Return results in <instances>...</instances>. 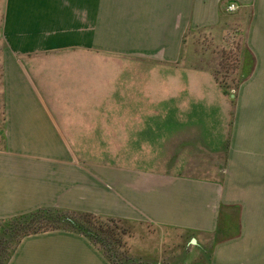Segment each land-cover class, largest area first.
<instances>
[{"label": "crops", "instance_id": "0c3cea01", "mask_svg": "<svg viewBox=\"0 0 264 264\" xmlns=\"http://www.w3.org/2000/svg\"><path fill=\"white\" fill-rule=\"evenodd\" d=\"M2 4L0 221L80 211L195 238L186 264H264V0ZM233 29L250 68L232 106L194 38L222 48ZM7 264L111 263L52 230Z\"/></svg>", "mask_w": 264, "mask_h": 264}, {"label": "rangeland", "instance_id": "374dc122", "mask_svg": "<svg viewBox=\"0 0 264 264\" xmlns=\"http://www.w3.org/2000/svg\"><path fill=\"white\" fill-rule=\"evenodd\" d=\"M3 0H0V18H1V8ZM234 29L226 32L224 46L221 48H215L211 46L212 44H208L206 39H201V37L197 36V39L194 38L196 43H199L196 47L194 46L195 50L200 53L204 54L207 59L212 58L213 62L208 63L206 65L208 69H210L211 73L214 75V79L216 83L224 90L225 97L229 98L230 95H234L233 98H230L231 104L233 106L234 102L238 97V85L239 83L248 75L250 63H245L243 61V53L244 48L240 46L241 42L239 40L238 35L234 34ZM210 43V42H209ZM3 44L0 39V54L2 53ZM190 47H187V55H194L190 53ZM208 51H212V55L208 53ZM191 65V64H188ZM198 65H202L201 63ZM194 66L197 64L194 63ZM206 80V79H205ZM1 81V79H0ZM209 85L208 88L210 89L207 93L209 100L217 103L219 98H221V94L215 90V87L212 84V80L208 79ZM1 84V82H0ZM1 89V86H0ZM226 108V105H225ZM2 99L0 98V124L2 118ZM226 112V111H225ZM226 114V113H225ZM199 166L202 168L206 166V160H198ZM0 221V231L3 230L4 224ZM95 224V223H94ZM118 226L120 229L125 230V235L118 236L120 237L119 241L122 247L117 246L119 250V254L122 252H126L127 255L131 256L130 254L132 249L133 251H144V252H154L159 251L155 260H143V262H151L152 264H186L196 260V255L199 256V250L196 249V246L199 245L197 241L195 245L189 243V237H184L183 235L177 230H162L158 227L149 226L146 224H138V223H126L116 224L114 222L108 223L105 218H100L94 225V228H99L101 232H107L109 234L108 228L111 226ZM38 226V225H37ZM44 226V225H43ZM7 230V229H6ZM116 230V227H115ZM6 234V232H5ZM117 237V236H115ZM17 236L9 237L5 239L4 232L0 233V245L3 242H6L5 245L7 248V252L14 247L15 242L17 241ZM199 241L204 242L202 244L205 246V241H203V236H198ZM118 257H121L119 255ZM132 258H136L133 256ZM4 259V258H3ZM0 258L1 260H3Z\"/></svg>", "mask_w": 264, "mask_h": 264}, {"label": "trees", "instance_id": "16d2710c", "mask_svg": "<svg viewBox=\"0 0 264 264\" xmlns=\"http://www.w3.org/2000/svg\"><path fill=\"white\" fill-rule=\"evenodd\" d=\"M100 218H105L108 223L114 222L118 225L120 222L122 224H125V222L129 223L125 220L60 208H39L30 213L4 220L1 222L4 226L0 233L4 232L5 239L15 236L18 239L9 252H7L6 242L0 245V258H4L0 264H7L15 247L23 237L52 230H65L83 235L102 251L111 264H152L151 262H143V260L138 258H132L126 252L119 254L117 246L119 244L122 247V245L118 236L125 235V230L114 225L108 228L109 234L105 231L101 232L99 228H94ZM119 255L121 257H118Z\"/></svg>", "mask_w": 264, "mask_h": 264}, {"label": "built area", "instance_id": "2783aa9c", "mask_svg": "<svg viewBox=\"0 0 264 264\" xmlns=\"http://www.w3.org/2000/svg\"><path fill=\"white\" fill-rule=\"evenodd\" d=\"M238 7L234 4H230L227 6L226 11L227 12H234Z\"/></svg>", "mask_w": 264, "mask_h": 264}, {"label": "water", "instance_id": "95a60500", "mask_svg": "<svg viewBox=\"0 0 264 264\" xmlns=\"http://www.w3.org/2000/svg\"><path fill=\"white\" fill-rule=\"evenodd\" d=\"M230 97L233 98L234 95H230ZM190 244H193V245L196 244V240H195V238H192V239H191Z\"/></svg>", "mask_w": 264, "mask_h": 264}]
</instances>
